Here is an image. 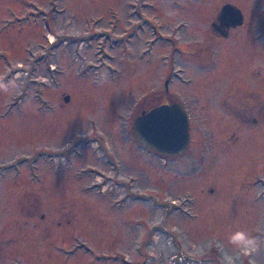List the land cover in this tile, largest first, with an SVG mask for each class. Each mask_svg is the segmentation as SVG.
<instances>
[{
    "label": "rangeland",
    "instance_id": "374dc122",
    "mask_svg": "<svg viewBox=\"0 0 264 264\" xmlns=\"http://www.w3.org/2000/svg\"><path fill=\"white\" fill-rule=\"evenodd\" d=\"M227 2L245 15L234 40L264 31V0H0V81L17 84L0 91V264H224L236 230L260 248L235 264H264V113L243 126L238 87L225 106L217 90L245 82L255 57L264 67V44L252 56L212 39ZM180 4L193 10L176 41ZM204 35L218 51L186 69L217 86L182 85L199 99L191 143L164 180L162 154L143 152L132 125L159 100V56Z\"/></svg>",
    "mask_w": 264,
    "mask_h": 264
},
{
    "label": "flooded vegetation",
    "instance_id": "af4514ba",
    "mask_svg": "<svg viewBox=\"0 0 264 264\" xmlns=\"http://www.w3.org/2000/svg\"><path fill=\"white\" fill-rule=\"evenodd\" d=\"M185 5L186 4L183 5L180 4L179 5L180 7L178 8V13H180L182 17H180L181 19L176 25L175 35L177 34L176 36H178V39L176 41H179L180 35H178V31L181 28H189V22L187 20H189L188 16L192 13L193 9H186L184 8ZM152 10H156V9H152ZM152 10L150 12H152ZM219 10L216 13L212 14L214 18L211 20L207 30V32H209L210 35L212 36V39L215 40L217 44L225 43L224 50L226 52H229L232 49H234L232 51H236V48L240 47L241 49L248 48L252 56L262 55L261 49H262V45L264 44V40H263L264 31L262 30V28L258 26V24L255 25V29L257 28V31L254 34H251L239 41L233 39L234 33L236 32L235 30L237 28L238 29L244 28L243 24L245 22V15H244L243 23L237 27L231 26L229 29V34L226 37L219 36L212 31L211 24L214 21ZM142 22H143L142 26L145 27L143 30L146 36H150V37L153 36L151 37L153 38V41H158L162 39V35L156 29V26L150 23V20L148 18H143ZM164 28L165 30H168L165 26ZM206 38L207 35L193 38L192 41L188 42L189 44L181 43L184 46L183 50L180 49L179 47H174L170 56H164V55L159 56V59L164 63L167 62L168 65L166 69L167 71L164 70L163 72H161V76L159 78L160 86L157 93H154L150 96V98H153L159 95L158 98L159 100L157 99L158 101L154 103V105H150L145 109L143 108L139 113V115L143 111H149L151 108L157 105L164 103L171 104L178 102L183 105L184 109L187 111L189 115L190 134H191V122H192L191 119L193 117V114L190 111L192 110L191 108L192 103L197 102L199 99L195 96H189L186 94L184 95L181 89H183L184 85H192L193 88L191 89L192 91L191 93H195V92L198 93L199 90L208 93V90H212L210 88L217 86V85L210 86L209 84L205 85L203 83H198L199 81L196 78L194 81V76L189 74L186 69L188 65H191L192 67L195 65V67L199 66L201 68H205L207 64L204 61L207 60V58L211 57V55H213L214 52L218 51L217 46L213 45L216 43L209 44L206 42V40H204ZM167 40L170 41L171 39L167 38ZM235 43H237V45ZM252 47H253V51H251ZM255 58H256V60H254L255 66L253 68L248 69L242 74V79H244L245 82H242L241 80L236 81V77H235V79L233 80L234 82L233 81H232L233 83L231 82V86L229 87L225 86L223 88L217 89L221 94L220 100L222 101L220 102L222 105L225 106L233 102L227 98V95H229L228 89H234L236 86L238 87V90H240V99H238V102L241 103V106L239 112L234 109L233 112L236 113L242 125L244 123L245 126H248L249 124L255 126L260 121V118H263V113H264V79L262 74L264 67L262 65V57L259 56ZM254 79L255 82L253 84L251 81H253ZM205 96L207 97L208 95ZM147 98L148 97H145V99ZM257 116H259L260 118H258ZM141 149L143 152L151 151V149L144 147L142 145H141ZM162 156H163L162 168L164 169L163 179L167 180V178L172 175L173 178L171 179H178V174L180 172L177 169V165H175V167L168 165V161L177 159L178 156L180 155H173V156L162 155ZM131 180H134V178H131Z\"/></svg>",
    "mask_w": 264,
    "mask_h": 264
},
{
    "label": "water",
    "instance_id": "95a60500",
    "mask_svg": "<svg viewBox=\"0 0 264 264\" xmlns=\"http://www.w3.org/2000/svg\"><path fill=\"white\" fill-rule=\"evenodd\" d=\"M244 21V13L236 4L227 2L217 13L211 24L212 31L219 36H228L230 27ZM70 96H64L68 102ZM137 141L157 153L166 156L180 155L190 145V118L183 105L175 102L160 104L138 115L132 125Z\"/></svg>",
    "mask_w": 264,
    "mask_h": 264
},
{
    "label": "clouds",
    "instance_id": "9594fccd",
    "mask_svg": "<svg viewBox=\"0 0 264 264\" xmlns=\"http://www.w3.org/2000/svg\"><path fill=\"white\" fill-rule=\"evenodd\" d=\"M107 77V73L100 74V82L102 83ZM17 87L15 80H10L7 83L0 81V91L10 93ZM228 243L237 253L236 256L224 254V264H235V260L239 259L240 255L250 256L260 248V241L245 230H236L228 237ZM219 246V245H218Z\"/></svg>",
    "mask_w": 264,
    "mask_h": 264
},
{
    "label": "bare ground",
    "instance_id": "6f19581e",
    "mask_svg": "<svg viewBox=\"0 0 264 264\" xmlns=\"http://www.w3.org/2000/svg\"><path fill=\"white\" fill-rule=\"evenodd\" d=\"M50 37L51 38H54V35L53 34H50ZM70 144H67V146H69Z\"/></svg>",
    "mask_w": 264,
    "mask_h": 264
}]
</instances>
